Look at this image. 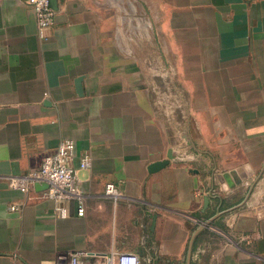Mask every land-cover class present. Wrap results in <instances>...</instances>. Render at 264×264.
I'll return each mask as SVG.
<instances>
[{"label":"crops","instance_id":"1","mask_svg":"<svg viewBox=\"0 0 264 264\" xmlns=\"http://www.w3.org/2000/svg\"><path fill=\"white\" fill-rule=\"evenodd\" d=\"M53 6L44 41L29 4L0 0V264H264V0ZM65 140L83 217L8 182Z\"/></svg>","mask_w":264,"mask_h":264},{"label":"built area","instance_id":"2","mask_svg":"<svg viewBox=\"0 0 264 264\" xmlns=\"http://www.w3.org/2000/svg\"><path fill=\"white\" fill-rule=\"evenodd\" d=\"M29 4L36 15L37 31L41 40H48L49 30L55 25L56 10L51 0H17ZM76 145L71 140L63 141L58 150L47 156L40 169L30 172L24 176H13L8 179L12 189L26 194L36 185H46L47 189L42 194L43 200H52L58 205L70 200L77 201L79 204L78 216L83 217L86 214L84 199L80 188L79 170L72 166L75 158ZM91 159L85 157L80 163V170L90 168ZM106 196L117 201L121 197L120 191L114 184L106 186ZM13 211L18 208L13 207ZM62 217L67 216L64 207H59ZM85 253H76L69 257H60L58 264H86L82 261ZM102 264H141L137 255L113 253L107 256Z\"/></svg>","mask_w":264,"mask_h":264},{"label":"water","instance_id":"3","mask_svg":"<svg viewBox=\"0 0 264 264\" xmlns=\"http://www.w3.org/2000/svg\"><path fill=\"white\" fill-rule=\"evenodd\" d=\"M53 5L55 4L56 0H51ZM212 144V143H211ZM211 153H213L214 155L218 156L219 155V150L218 148H209L208 149ZM169 164V161H163V162H158V163H155L153 164L152 166H150L149 168V172L150 173H155L157 171H159L160 169L164 168L165 166H167ZM42 189H47V186L46 185H42Z\"/></svg>","mask_w":264,"mask_h":264}]
</instances>
